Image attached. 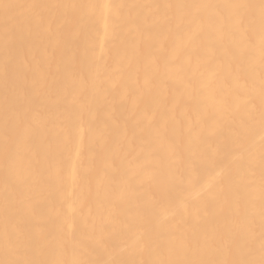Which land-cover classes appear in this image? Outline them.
I'll list each match as a JSON object with an SVG mask.
<instances>
[{
    "label": "bare ground",
    "instance_id": "1",
    "mask_svg": "<svg viewBox=\"0 0 264 264\" xmlns=\"http://www.w3.org/2000/svg\"><path fill=\"white\" fill-rule=\"evenodd\" d=\"M262 259V0H0V264Z\"/></svg>",
    "mask_w": 264,
    "mask_h": 264
},
{
    "label": "snow or ice",
    "instance_id": "2",
    "mask_svg": "<svg viewBox=\"0 0 264 264\" xmlns=\"http://www.w3.org/2000/svg\"><path fill=\"white\" fill-rule=\"evenodd\" d=\"M262 5H264V0H262ZM4 264H18V262H4ZM31 264V262H29ZM241 264H255L254 261H243ZM259 264H264V259H262Z\"/></svg>",
    "mask_w": 264,
    "mask_h": 264
}]
</instances>
